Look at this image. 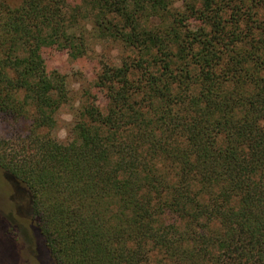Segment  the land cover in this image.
Wrapping results in <instances>:
<instances>
[{
    "label": "trees",
    "instance_id": "16d2710c",
    "mask_svg": "<svg viewBox=\"0 0 264 264\" xmlns=\"http://www.w3.org/2000/svg\"><path fill=\"white\" fill-rule=\"evenodd\" d=\"M104 40L106 108L89 92L61 141L43 51ZM0 112L32 122L0 164L58 264H264V0L3 3Z\"/></svg>",
    "mask_w": 264,
    "mask_h": 264
},
{
    "label": "rangeland",
    "instance_id": "374dc122",
    "mask_svg": "<svg viewBox=\"0 0 264 264\" xmlns=\"http://www.w3.org/2000/svg\"><path fill=\"white\" fill-rule=\"evenodd\" d=\"M22 1L0 0V5L17 6ZM43 53L51 76L65 80L72 96V100L63 104L57 113L55 132L61 141H66L73 124L74 107L89 92L103 109L106 108L105 94L95 84L100 60L119 63L123 53L118 45L107 40L79 59L71 58L61 46L45 48ZM31 124L29 118L0 112V140L15 142L26 137ZM22 190L0 164V264H58L41 232L39 218L26 206L28 202L30 204V195L26 196L27 200L19 199Z\"/></svg>",
    "mask_w": 264,
    "mask_h": 264
}]
</instances>
